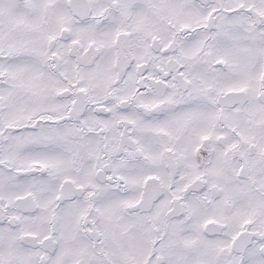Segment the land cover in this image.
<instances>
[{"label":"snow or ice","instance_id":"6c2138e0","mask_svg":"<svg viewBox=\"0 0 264 264\" xmlns=\"http://www.w3.org/2000/svg\"><path fill=\"white\" fill-rule=\"evenodd\" d=\"M0 264H264V0H0Z\"/></svg>","mask_w":264,"mask_h":264}]
</instances>
